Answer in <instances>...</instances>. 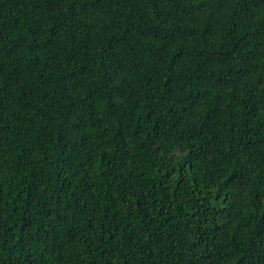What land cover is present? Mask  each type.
Returning a JSON list of instances; mask_svg holds the SVG:
<instances>
[{
	"label": "trees",
	"instance_id": "obj_1",
	"mask_svg": "<svg viewBox=\"0 0 264 264\" xmlns=\"http://www.w3.org/2000/svg\"><path fill=\"white\" fill-rule=\"evenodd\" d=\"M0 264H264V0H0Z\"/></svg>",
	"mask_w": 264,
	"mask_h": 264
}]
</instances>
